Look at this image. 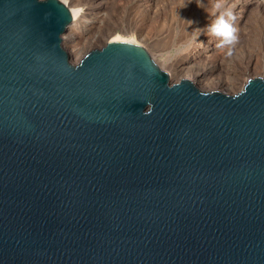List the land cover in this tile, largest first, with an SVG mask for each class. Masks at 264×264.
<instances>
[{
	"label": "water",
	"instance_id": "obj_1",
	"mask_svg": "<svg viewBox=\"0 0 264 264\" xmlns=\"http://www.w3.org/2000/svg\"><path fill=\"white\" fill-rule=\"evenodd\" d=\"M71 20L0 0V264H264V80L203 91L122 41L73 63Z\"/></svg>",
	"mask_w": 264,
	"mask_h": 264
},
{
	"label": "bare ground",
	"instance_id": "obj_2",
	"mask_svg": "<svg viewBox=\"0 0 264 264\" xmlns=\"http://www.w3.org/2000/svg\"><path fill=\"white\" fill-rule=\"evenodd\" d=\"M60 1H62L67 6V8L69 9L71 16H72V20H71L70 24L67 26V28L63 34L62 43H63V46L66 49V51L71 56L73 63L79 62L89 51L95 49L96 41L98 39L97 33L100 31L101 28H105L106 25L108 27H110V29H109L110 31L108 30V32L110 34H108L109 37H107L109 39V41L128 42L130 44L140 46V47L144 48L145 50L147 49L142 44H140V43L138 44L134 38L124 39V38L117 36V35H115V37H113V38L111 37L114 33V30L116 29L115 27H113V26H116V21H115L116 18L114 17V15H116V17H117V15L119 14V11H120V13H121V11L125 12L126 6L130 5V4L126 5V0H122L121 3L115 2L114 0H108L106 2H104V1L99 2L98 0H95L94 3L98 9H104L105 6L107 7V11L109 10V12H110V18L107 17L108 15L103 16V15H100L99 13H97V15L95 17H91V15L93 14L92 11L90 9L86 10V9L79 8L78 5L75 4V0H60ZM173 1H176V0H173ZM144 2H146V1L144 0ZM214 2H215V0H203V3L209 9V12H211L212 4ZM176 3H177V5H179L180 1L177 0ZM131 4L132 5H130V7L133 8V11L136 10V8L139 11V13L136 12L135 14L140 16V12L142 11V10H140V8L142 7V5L139 2H136V3L134 2ZM147 4H148V2H147ZM155 6L152 7V5H150V3L147 6L144 5V7L141 9L144 10V11H142V13L144 15V12H145L146 16L144 18H142L140 16L141 20H139V22H137L138 19L135 21V19L133 18L131 20V21H133L132 24H134L135 27L136 26L142 27V25L144 27H147L146 25L149 22H152V21L155 22L156 19H154L153 17L158 16L156 14L159 13L158 12L159 8L155 7ZM173 6L171 4V6H170L171 8L168 10H170V13H172L175 18L173 16H171L170 20L176 21V20H180V18L182 17L180 22L179 21L176 22L178 24L177 26H181V28L185 27V29H189L190 26L195 28V26L197 24L193 23L189 26L188 23L185 22V21L191 20L190 18L186 19V17L188 18L189 15L191 14V13L188 14L186 11L193 10L192 8H194L196 6L195 0H193L192 3L188 4L187 7H182V9H180V7H178L177 12H173V11H176L172 8ZM189 6L191 7V9H188V8H190ZM93 7H95V6L93 5ZM227 7L233 11V13L236 17L235 25L238 28L239 38L243 37L242 31H245L248 28L250 29L251 27L252 28H254V27L261 28V30H260L261 33L262 32L264 33V0H227ZM162 9L165 10V8H162ZM95 10H97V9H95ZM181 11L183 12L182 15H181ZM198 11L202 12L204 17L207 16V14H208V12L203 8L198 10ZM178 12H180V14ZM120 16H121V14H120ZM177 16H178V18H177ZM183 16H184V18H183ZM191 17H192L191 21H193L194 20L193 15ZM207 18H208V20H209V18H210V20H212L214 17L211 14H208ZM199 19H201V18H199ZM119 22H120V20H119ZM184 22H185V24H184ZM123 23H124V21H123ZM197 23H199V22H197ZM177 26H176V28H177ZM171 27H172V25H171ZM171 27H169V28L171 29ZM144 31H146V30H144ZM171 31H172V29H171ZM184 31H182L181 33L183 34ZM175 32L174 33L169 32L168 35H165V36L160 35V33H159V35H156L157 38L153 39L152 43H151L152 46L154 47V50H157L160 53L161 52L163 53V52L169 50L171 47H173L177 43L180 44V43H183L182 42L183 40H185V41L187 40L186 39L188 37L186 34L187 31H185V33H184L186 37L184 35L180 36V34L177 35ZM161 34H163V33H161ZM165 34H167V33H165ZM141 37H142V34H141ZM143 38H145V37H143ZM198 40L199 41H196V42L194 41L193 42L194 44H191L192 45L191 46L192 51H191V49H190V51L188 50L189 53L185 54V57L183 58L182 62H180V60H178V59H175L174 61L173 60L170 61L169 60L170 57H169L168 59L165 58L166 64L164 66H161L159 64L160 67H163V68L165 67L166 69L168 68V75L169 76H176L177 81H179L181 79H188L192 83L199 85L201 87V89H203V91L204 90L205 91H211V90H219V89L228 90V89L232 88L233 83L231 80H229L228 78H226L227 80L218 79L219 77H217V74H219L220 72L230 73L229 67L224 65L225 62L221 61L222 57L226 58V55H225L226 49L225 50L218 49L216 47V43H217L216 39H215V41L213 40L214 45H210L212 42L210 43L208 41V38H205V39L199 38ZM261 40H263L262 43H264V38H262ZM200 42H202V43H200ZM260 56L262 58V55H260ZM154 60H156V58H154ZM157 60H158V58H157ZM155 62L158 63L157 61H155ZM236 72H238V71H235L232 74L237 75V77H238L239 73L237 74ZM249 76H251V75L247 74V75H245V77L239 78L241 80V84H242L241 88H243V86L246 84Z\"/></svg>",
	"mask_w": 264,
	"mask_h": 264
},
{
	"label": "rangeland",
	"instance_id": "obj_3",
	"mask_svg": "<svg viewBox=\"0 0 264 264\" xmlns=\"http://www.w3.org/2000/svg\"><path fill=\"white\" fill-rule=\"evenodd\" d=\"M98 1L99 2H103V1L106 2L108 0H98ZM114 1L121 3L122 0H120V1L119 0H114ZM145 1L146 2H144V0H141V1L140 0H126V5L127 4L128 5L129 4L132 5L131 3H134V2L135 3L136 2H139L142 5V7L140 6L141 8H143L144 5L147 6L149 3H150V5H152V7H154L156 5L155 7H158L159 8V11H158L159 13L158 14L155 13L158 16H154L153 17L154 19H156L155 22H153V21L152 22H149L150 24L148 23L149 25L147 24L146 25L147 27H144L143 25H142V27H139V26L138 27L137 26L135 27V25L132 24L133 21H131V20L134 18L135 21L138 19L137 22H139V20H141L140 16L142 18H144L146 16L145 15V12H144V15H143L142 11H144V10L140 8V10H142V11L140 12V16H139V15L135 14L136 12L139 13V11H138L137 8H136L137 11L136 10L133 11V8H131L130 5L129 6H126V11L125 12L121 11V13H120V11H119V14H118L119 16L117 15V17H116V15H114V17L116 18V20H115L116 21V26H113V27H115L116 29L114 28L115 30H114V33H113V35L111 37L113 38V37H115V35H117V36H120V37H122L124 39H126V38H134L135 41L138 44L140 43L144 47L147 48L146 51L149 53V55L151 56V58L153 60H154V58H156V60H154V62L155 61L158 62V63L155 62L157 64V66L159 68H161V70H163L166 73H168V68L166 69L165 67L164 68L163 67H160V65L161 66H164L166 64L165 63L166 62V59H168L169 57H170L169 58L170 61H172V60L174 61L175 59H178V60H180V62H182L183 58L185 57V54L189 53L190 49L192 51V47H191L192 45L191 44H194L193 43L194 41L195 42L196 41H199L198 40L199 38L200 39H202V38H204V39L205 38H208L205 34H201L200 35V33L197 32V31H195V29L201 28L202 26H203L202 28H204L208 23H210L211 20H210V18L208 20V18H207L208 14H207V16L204 17V15L202 14V12H199L198 11V10H200L202 8L198 7L197 4H196V6L194 8H192L193 10L186 11L188 14L191 13L188 18L186 17V19H189L190 18L192 20V17L191 16L193 15L194 24H197V25L195 26V28H193L192 26H190L189 29H185V27H182L181 28V26H177L178 24L176 22H178V21L180 22V20H181L182 17L180 18V20H176V21L175 20H170L171 19L170 17L171 16L174 17V15L172 13H170V10H168V9L171 8L170 6L172 4V6L174 5L172 8L174 10H176V11H173V12H177V8L182 6L181 5V0H179L180 1L179 5H177V3H176L177 0L176 1H173V0L172 1L171 0H166V1L165 0H159V1L158 0H152V1L151 0H145ZM94 2H95V0H75V4L78 5L79 8L86 9V10L87 9H90L92 11V13H93L92 15L93 16L91 15V17H95L97 15V13H99L100 15H103V16L104 15H106V16L108 15L107 17L110 18V12H109V10L107 11V7L105 6L104 9H98L96 7V5H95ZM147 2H148V4H147ZM93 5L95 7H93ZM162 8H165L166 11L163 10ZM95 9H97V10H95ZM180 9H182V7ZM188 9H191V7L188 8ZM178 13L180 14V12H178ZM120 14H121V16H120ZM182 14H183V12L181 11V15ZM177 18H178V16H177ZM183 18H184V16H183ZM199 18H201V19H199ZM119 20H120V22H119ZM123 21H124V23H123ZM185 22H184V24H185ZM197 22H199V23H197ZM171 25H172V27H171ZM176 26H177V28H176ZM169 27H171L172 31H171V29ZM109 29H110V27H108L106 25L105 28H101L100 31L97 33L98 39L96 41L95 49L102 48L105 45V42L109 41V39L107 38V37H109L108 34H110L108 32ZM144 30H146V31H144ZM184 30L187 31L186 34L188 36L186 38L187 39L186 41L183 40L182 41L183 43H180V42H179L180 44L177 43L176 45H174L169 50H167V51H165L163 53L162 52L160 53L159 51L154 50V47L152 46L151 43H152V40L153 39L157 38L156 35H159V33H160V35L165 36V35H168L169 32L170 33H172V32L174 33L176 31L175 33L177 35L180 34V36L181 35H184L185 36V34H184L185 31ZM260 30H261V28H256V27L252 28L251 27L250 29L248 28L247 30L242 31L243 37L242 38H239V41H238V43H237V45H236V47H235V49L233 51V55L231 57L226 56V58H224V57L221 58V61L225 62L224 65H226L227 67H229L230 73H224V72L222 73V72H220L219 74H217V77H219L218 79H225V80H227L226 78H228L229 80L232 81L233 87L230 88V89H228V90H226V89H224V90L223 89H219L218 91L223 92V93H226V94H236L237 92H239L242 89L241 88V85H242L241 84V80L239 78H243L247 74L251 75V76H249L248 79L254 78V77H260V78H262L264 80V74H263L264 73V68H263L264 67V43H262L263 40H261L262 38H264V36H263L264 33L263 32L261 33ZM182 31H184L183 34L181 33ZM161 33H163L164 35L161 34ZM165 33H167V34H165ZM141 34H142V37H141ZM143 37H145V38H143ZM215 39L216 38H214V37H210L209 38L208 41L210 43L212 42L210 45H214L213 43H214ZM62 40H63V35H62ZM62 45H63V43H62ZM260 55H262V58H261ZM157 58H158V60H157ZM235 71H238V72H236L237 74L239 73L238 77H237V75L232 74ZM169 77H170V81L171 82H174V83L177 82L176 76H169ZM196 86L198 87L199 85H196ZM199 88L201 89L200 86H199Z\"/></svg>",
	"mask_w": 264,
	"mask_h": 264
},
{
	"label": "clouds",
	"instance_id": "obj_4",
	"mask_svg": "<svg viewBox=\"0 0 264 264\" xmlns=\"http://www.w3.org/2000/svg\"><path fill=\"white\" fill-rule=\"evenodd\" d=\"M192 2L193 0H181V7H187ZM195 3L214 17L204 28H197L195 31L199 32L200 35L205 34L208 40L210 37L216 38V47L221 50L226 49L225 55L231 57L239 41V35L238 28L235 25L236 17L233 11L227 7V0H215L212 4L211 12H209L203 0H195ZM186 22L189 26L194 23L191 20ZM147 109L149 110L142 112L143 115H150L153 111V106L150 102L147 104Z\"/></svg>",
	"mask_w": 264,
	"mask_h": 264
}]
</instances>
